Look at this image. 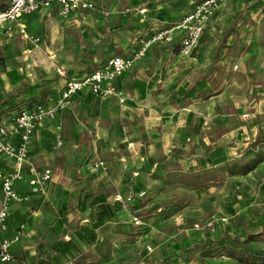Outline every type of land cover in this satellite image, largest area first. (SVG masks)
I'll return each instance as SVG.
<instances>
[{
    "label": "crops",
    "instance_id": "0c3cea01",
    "mask_svg": "<svg viewBox=\"0 0 264 264\" xmlns=\"http://www.w3.org/2000/svg\"><path fill=\"white\" fill-rule=\"evenodd\" d=\"M202 1L107 0L94 10L80 11L71 15V18L63 21L65 26L73 28L75 31L79 30L81 33H85L84 35H90V30L97 29L99 31L95 30L96 33L90 35L88 40L80 41L79 44H74V40L71 42L70 48L73 53H80V56L77 57L79 63L85 60V57H90L92 59L90 64H94L93 67H85L86 72L80 75V78L98 70L107 59L120 56L117 54L118 52L125 50L129 52V49L134 48L137 52L142 40L150 38L154 31L170 28L180 22ZM142 9L146 10L144 14L140 13ZM219 11L216 15L219 14ZM243 13L245 12H240L239 15H244ZM56 15L59 16L57 7L44 9L25 17L20 25L25 27L24 35L31 40V45L34 46L33 49H28L29 53H38L43 50L49 54L51 60L53 55L56 56L52 60V65L57 74V66L66 70L67 65L60 63V60L65 59L66 52L60 47L59 42L64 40L63 37H59L61 34L59 28L63 22L55 24L53 19ZM42 21L45 22L46 29L49 25L48 22L55 24V26L50 25V29L54 33H52L51 39L47 35L42 38L37 37L29 31L31 27L32 29L36 28L37 31L39 27L42 29ZM7 27L9 25H6ZM20 28V26L11 25L10 31L4 28L2 30L5 33L20 34ZM206 28L211 30V24L208 23ZM211 35L214 36V34ZM32 37L40 38V43H33ZM89 39H93L94 42L89 43ZM204 40L205 38H202L201 44L199 43L194 53L188 58L180 55V37H177L171 45H152L146 57L143 60H138L130 71L117 80V87L128 97V100L123 104L116 98H101V101V99L92 97L93 94L89 90H85L74 96L72 104L70 103L71 106L60 111L57 119H45L37 126L29 139V154L25 163L26 179L17 185L19 191L28 199L26 202L12 205L6 234V237L12 238L24 225L28 237L25 236L17 244L15 243L13 245L15 249L12 246L15 262L2 263L0 261V264H19V256L24 258L20 260V264H42L41 253L43 251L49 252L50 259L58 256V259H61V264H127V261L132 264L133 262L128 256L151 242L156 245L155 249H160L156 252L152 264H242L237 256L247 254H245V245L243 246L239 235L241 239H245L248 231L259 237V234L264 230V217L260 216L263 212L256 216L259 212L256 209L255 216L244 217L240 213L242 209L239 207V202L236 201L232 206H229L231 213H224L225 209H229L226 205L230 202L231 195V190H228L229 188L226 186L227 182L230 181V188H235L234 192L238 194L236 189L239 190L240 184L238 186L235 184L239 182L238 179L245 180L246 176H230L231 178L227 182L211 183L203 190H193L194 199L192 202L179 209L176 208L177 206L163 207L160 205L164 199L161 191L151 196L153 186L152 180L148 176L152 175V171L142 169L145 164L161 166L174 160L178 163L181 160L190 162L195 160L205 164L206 159H211L214 167L226 162L225 157L222 158V154L216 149L208 151L207 155L203 151V146L210 144L202 135V131L208 123H205L204 127L192 125L195 112L192 111L191 104L182 107L173 104L176 102L175 100L178 103L180 97L178 94L175 95L174 91L180 87L186 89L190 82L186 64L191 62V65L200 71L211 65L209 62L207 63V54L213 53L214 50L211 46L203 44ZM135 44L136 47H134ZM221 63L225 62L219 61L217 64ZM10 72L13 73L10 67L8 65L6 68L1 67L0 62L1 99L6 98L8 93L14 92L23 85L14 79L16 76ZM73 79L78 78L73 77L71 80ZM203 81L200 78L198 83ZM11 85L13 86L11 87ZM57 87H59V91L53 93L54 98L51 96L54 101L60 97L66 86L62 89L61 86L57 85ZM185 93H187L186 90ZM34 94H36L35 91ZM23 100L20 99L18 103ZM107 100L117 106L104 109ZM181 103L182 101L179 102V104ZM128 105L134 108L136 106L139 110L148 107L151 116L147 119L154 117V122L158 124L157 127H152L153 131L147 128L140 133V137H144L145 140L144 146L141 144L132 149L133 156L131 158L124 157L119 153V149L124 147V141L123 137H119L120 140H118L113 134L111 122L114 120L111 122L104 120L105 116H109V119H120L126 113L129 114L128 112H132L133 109H129ZM152 110L154 111L152 112ZM8 115V113L0 114V126L8 120ZM82 132L83 134H81ZM82 137L91 139V142L88 141L83 145L84 149L80 142ZM59 138L62 139L60 146H58ZM4 139L0 136V141ZM13 139L17 144L19 143L17 138ZM147 139L158 143V152L163 154L162 157L154 158L152 155L145 154L151 152L150 147L146 145ZM88 151L92 152L90 155H93L91 160L93 162L100 160L96 157L98 154L102 156L106 153L107 155L102 158V161L107 164L106 167L91 169V166L87 165L78 168L75 167V164L70 163L72 157L74 158L78 154L83 156V153L89 155ZM213 154L214 156H212ZM188 155L192 156L191 159L186 158ZM166 157L169 158L168 162H164ZM136 162L138 163L136 171H128V168L135 166ZM31 166L41 170L46 167L53 169V179L47 183L44 194L34 191L27 182L31 175L29 171ZM12 168V161L0 156V171L7 172ZM105 171L107 173H104ZM117 178L120 180L117 181ZM116 182L123 183V191H112L106 196L105 190L110 186H115ZM158 182L154 181L153 183ZM1 191L0 183V196ZM142 191H146V197L137 201L138 209L135 208V204L125 210L115 200L116 193L125 196L128 193L136 195ZM240 198L239 195L236 197V199ZM196 199L201 200L196 201ZM102 205H109L111 212L110 219L104 224H100V221L97 220V213L101 215ZM150 211L151 213H149ZM144 212L148 213L142 215ZM192 213L198 216L199 220L215 222L213 224L217 228L216 232L210 229L209 231H199L189 226L191 224L188 225L184 221V216L192 215ZM133 216H139L142 219L144 222L142 227L133 224ZM222 219H226L225 222H222ZM172 231L174 232L172 233ZM28 238L34 239L33 246L29 247L25 244L24 239ZM48 241H52V249L45 246V242L48 243ZM62 241L70 242L64 244ZM107 242L111 248L109 253L107 252ZM236 242L241 245L233 248L231 243ZM251 247L253 248L250 250L251 253L257 254L262 251L263 255L262 249H258L256 246ZM60 251L64 254L56 255L55 252ZM144 251L145 257L149 256L146 248ZM256 262L251 259L249 263L243 264H262L264 260Z\"/></svg>",
    "mask_w": 264,
    "mask_h": 264
},
{
    "label": "rangeland",
    "instance_id": "374dc122",
    "mask_svg": "<svg viewBox=\"0 0 264 264\" xmlns=\"http://www.w3.org/2000/svg\"><path fill=\"white\" fill-rule=\"evenodd\" d=\"M3 1L10 2V0ZM240 12L245 13H243L244 15H239ZM67 19L69 18L59 14V16L56 15L54 17L53 22L58 24ZM53 22H48L49 25L47 29L45 27V22H43L42 29L39 27L37 31L36 28L32 29L31 27L29 31L33 32V35H37V37L42 38L44 35L45 37L47 35V37L51 39L53 31L50 29V25L55 26ZM209 24H211L212 29L206 28L203 44L205 43L211 46L212 50H214L213 53L210 52L207 54V63L209 62L211 65L200 71L196 69L195 66L191 65V62L186 64L189 70L188 79H190V82L186 89L180 87L178 90L174 91L175 95L178 94L180 97L178 98V103L177 100H175L176 102L173 104H177V106L181 107L191 104V108L193 107L192 111L195 112L192 125L204 127V124L208 123L205 129H203L202 135L206 142H209L211 145H204L202 148L203 151L207 155L208 151L216 149L217 152L222 154V158L225 157L226 162L218 167H214V165H212L213 160L211 159H206L205 164L198 163V161L195 160L191 162L188 160H181L179 163L174 160L173 162L164 163L161 166H155L153 164L147 166L145 164L142 169L152 171V175L148 176V178H151L153 186L151 196L161 191L163 192L162 195L164 199L161 202L162 199L160 197V205L163 207L177 206L176 208L182 209L184 205L192 202L194 199V188H191L189 185L191 179L200 177L205 178V181L208 178L205 176L210 175L213 177L218 176L217 180L220 179V183H224L232 177L228 175L229 170L234 169V171L237 172L240 171V167L250 165L254 167L252 171L247 174H237V176L247 177L245 180L241 179L243 180L242 182H240L241 180L239 179L237 180L239 182L235 185L238 186L240 184L239 190L236 189L238 194H235V188H230V181L227 182L226 186L229 188L228 190H231V195L229 198L230 202L226 205L229 209H225L224 213H231L229 206H232L233 203L237 201L239 202V207L242 209L240 213H242L244 217L251 218L255 216V212L257 211H259V214H261V212L264 213V0H229L222 6L219 14L214 16ZM59 29L61 33L59 37L61 36L64 39L63 41H59L60 47L65 49L66 52L65 59H63V61L60 60L61 64L67 65L65 67L67 70H65V78H60L55 73L52 60L45 51L42 50L38 53H29L28 49H33L34 46L31 45V40L27 36L11 32L5 33L2 29H0V51H3L0 52L1 67L6 68L8 65L10 70L13 71V73H10L16 76L14 79L18 80L23 85H28V87H30L32 91L35 90V92H37L35 85H44V80L51 82V84L48 85V89L53 87L52 91L56 93L59 91L57 85L61 86L62 89L68 82L72 81L71 79L73 77L79 79L80 75L86 72L85 67H93L94 64H90L92 60L90 57H85L83 61L80 59L82 62L79 63L77 57L80 56V53H73L70 48L71 42L74 40V44H79L80 41L83 42L84 40H88L89 36L96 33L95 30L97 29L90 30V35H84L85 33H81L79 30L75 31L73 28L65 26V22L61 24ZM211 34H214V36ZM92 42H94V40L89 39V43ZM156 45L163 46L166 44L157 43ZM140 46L141 43L138 49H140ZM89 47L91 48V46ZM134 47H136V44ZM96 48L98 49L97 45ZM129 50V52L125 50L116 53L120 56L124 55L131 57L135 54V48ZM212 61L213 63H211ZM219 61L225 63L217 64ZM200 78L204 81L198 83ZM12 86L13 85H11V87ZM185 90L187 93H185ZM181 91L183 92L181 93ZM91 96L96 99H101L95 95ZM20 99L21 98H17L18 101ZM58 99L59 97L53 101V103H56ZM181 101L182 103L179 104ZM117 103L119 102L117 101ZM71 104L68 106H71ZM104 105V109L117 106L108 100ZM17 106L18 107H12L11 113L13 114L10 113L8 115V120L3 123L8 128L13 124L18 113L25 109H35L37 105L26 104L23 106L19 104ZM26 106L27 108H25ZM128 106L129 109H133L132 112H128L129 114L126 113L125 116H122L120 119H109V116H105L104 120H109V122L114 120V122H111L113 124V134L118 140H120L119 137H123L124 141V147L121 150L119 149V153L123 154L124 157L131 158L133 156L131 152L132 149L145 143L144 137H140V133L147 128L153 131L152 127H157L158 124L154 122V117L149 120L147 119L151 116L148 107L147 109L139 110L136 106L135 108L130 105ZM153 111L154 110H152V112ZM83 132L81 134H83ZM88 141L91 142V139L82 137L80 140L82 147ZM146 141V145L150 147L151 152H146L145 154L152 155L154 158L163 156V154H159L160 151L158 152L157 142L155 143L152 139H147ZM92 152L88 151L89 155H87V153H83V156L81 154L75 155L74 158H71L70 163L75 164V167L77 166L78 168L91 165V162H93L91 161L93 155L91 156L90 154H92ZM105 155L107 154L105 153L102 156L98 154L96 157L102 161ZM212 156H214V154ZM191 157H189V155L186 156L188 159H191ZM104 160H106V158H104ZM137 167L138 163L136 162V165L128 168V171L134 172ZM104 173H107V171ZM119 176L121 177V174H119ZM119 180L120 179L117 178V181ZM154 181L159 182L153 183ZM115 184V186H110L109 189L105 190L106 196L112 191H123L124 187L122 182H116ZM205 185L206 184H198V187L203 186L201 189L203 190L205 189ZM168 194L170 195L168 196ZM238 195L241 197L240 199H236ZM200 200L201 199H196V201ZM132 208L134 209V207ZM135 208L138 209L137 204ZM145 213L147 214L148 212H144L142 215H146ZM149 213H151V211ZM263 213L260 216L264 217ZM186 217L184 216V221H186L188 225L191 224L189 226L192 227L194 224L204 225V223H209L204 219L199 220L198 216L193 213ZM213 223L215 222H212L215 231L217 228ZM194 229L196 228L194 227ZM203 229L204 230L199 231L206 230V228ZM173 232L174 231H172V233ZM258 238H260L259 243L256 245L251 244V246H256V248L264 250V230L259 234ZM24 242H26L25 244L29 247L30 245H34V239L31 238L24 239ZM51 242L52 241H48V243L45 242V246L48 249H52ZM231 244L233 248L241 245L239 242ZM107 245V252L109 253L111 248L108 242ZM244 245L245 244H243V246ZM149 246L153 247V251L148 253L149 256L145 257L146 253L144 249L146 248L147 250ZM155 248L156 245L152 242L150 244H145L143 248L135 250V252L133 251V254H130L128 258L131 259L133 262L132 264H152L156 252L160 251V249ZM13 249H15L14 246ZM173 254L177 255L176 253ZM19 257L18 263L20 264V260L24 258L22 256ZM256 261L260 262L261 259H256ZM127 264H131V262L127 261ZM262 264H264V262Z\"/></svg>",
    "mask_w": 264,
    "mask_h": 264
},
{
    "label": "built area",
    "instance_id": "2783aa9c",
    "mask_svg": "<svg viewBox=\"0 0 264 264\" xmlns=\"http://www.w3.org/2000/svg\"><path fill=\"white\" fill-rule=\"evenodd\" d=\"M9 5L0 11V29L11 30V25L20 26V34H25V27L20 25L22 19L31 16L44 9H52L57 7L59 14L69 18L77 12H88L94 10L98 5L104 4L107 0H10ZM226 0H203L198 4L183 20L171 26L170 28L154 31L153 35L141 41L140 49L131 57L114 56L106 60V62L98 69L90 72L88 75L80 79H73L68 82L62 90L61 95L56 103L54 99L49 98L48 103L37 105L35 109H25L18 113L11 127L8 129L4 124L0 126V136L5 138L0 141V156L11 160L13 168L10 171H0V183L2 185L1 202H0V261L2 263H13L16 258L12 252V246L27 236L25 226L22 225L15 236L6 237L8 230V219L11 216L12 205L15 203H23L27 201V196L23 195L18 184L23 183L25 178V163L28 158L29 139L37 126L45 119H56L58 113L68 107L71 101L79 92L89 90L93 95L102 98H116L121 104L128 100L125 93L117 87V80L130 71L138 60H143L151 46L157 43L171 44L180 37V55L184 58L191 56L200 41L204 37L206 26L213 17L218 13L221 6ZM145 9L140 10L144 14ZM6 25L9 27L6 28ZM35 44H39L40 38L32 37ZM52 60L56 58L53 55ZM57 75L65 77V70L57 66ZM8 138V140H7ZM12 138V139H10ZM13 138H17V144ZM62 144V139H58V146ZM91 169L105 168L106 164L99 160L92 162ZM30 178L27 179L29 185L34 191L44 194L47 183L53 179V169L51 167L43 168L29 167ZM146 197V191L139 194L128 193L125 196L120 193L115 194V200L119 202L123 209H129L131 205H135L137 201ZM226 219H222L225 222ZM133 224L142 227L144 222L139 216H133ZM198 230H212V222L204 225L194 224ZM148 253L153 251V247L147 248Z\"/></svg>",
    "mask_w": 264,
    "mask_h": 264
},
{
    "label": "trees",
    "instance_id": "16d2710c",
    "mask_svg": "<svg viewBox=\"0 0 264 264\" xmlns=\"http://www.w3.org/2000/svg\"><path fill=\"white\" fill-rule=\"evenodd\" d=\"M9 5L8 2H4L3 0H0V11L4 10L7 6ZM45 83V84H44ZM43 84L45 85H38L36 84V88H37V92H35L36 94H34L35 90H31L30 87H28V85L24 84L22 86H20L19 88H17L14 92L8 93V96L6 98L1 99L0 98V114L1 113H11L12 107H18L17 105L21 104L23 106L27 105H41V104H46L49 100V98L52 96V94L54 93L52 91L53 87L51 89H48V85L51 84V82L44 80ZM17 98H21L23 101L18 103ZM27 108V106L25 107ZM24 108V109H25ZM13 114V113H11ZM169 158L166 157L164 159V162H168ZM254 169V167L250 166V165H245L240 167V171H234V169L229 170V176H237V174H247L250 171H252ZM208 177L207 180L204 181L205 178H200L198 177L197 179H191V181H189V185L191 188H194V190H201L203 186H199L198 184H206L204 188H207L209 184L211 183H216L218 184L220 181L217 180L218 176H205ZM194 186V187H193ZM192 190V189H191ZM101 211V215L100 213H97V220L100 221V224H104L107 220L110 219L111 216V212H110V206L109 205H102L100 208ZM259 214V213H257ZM258 216V215H257ZM76 233L78 234V231H76ZM247 237L245 239H241V236L239 235V239L243 241L242 244H245V249H246V253L247 255H240L237 256L238 260L243 264V263H249L252 260H264V253L263 255L261 254V252L257 253V254H253L250 252L251 249H253L251 247V244H258L259 243V239L256 235L254 234H250V232H246ZM64 244H68L70 241H62ZM247 244V245H246ZM44 248V247H43ZM54 248V247H53ZM54 250V249H53ZM263 250V249H262ZM264 252V250H263ZM56 255H61L64 254L62 251L60 252H55ZM41 257L43 258V260L41 261L42 264H61V259H58V256H54L52 259L49 258V252L47 251H43L41 253Z\"/></svg>",
    "mask_w": 264,
    "mask_h": 264
}]
</instances>
